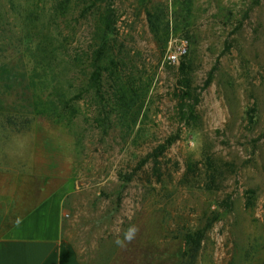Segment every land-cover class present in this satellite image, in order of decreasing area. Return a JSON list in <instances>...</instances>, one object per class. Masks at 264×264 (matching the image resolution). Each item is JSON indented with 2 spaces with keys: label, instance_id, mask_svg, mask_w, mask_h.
<instances>
[{
  "label": "rangeland",
  "instance_id": "rangeland-1",
  "mask_svg": "<svg viewBox=\"0 0 264 264\" xmlns=\"http://www.w3.org/2000/svg\"><path fill=\"white\" fill-rule=\"evenodd\" d=\"M57 1L0 0V70L15 75L7 85L0 73V208L47 177L65 186L64 237L86 264H264V0L101 2L140 95L130 133L113 115L101 123L93 92L62 120L32 115L23 17L44 23ZM82 3L68 29L50 19L79 58L98 39L99 14L81 16ZM182 39L188 52L171 64Z\"/></svg>",
  "mask_w": 264,
  "mask_h": 264
},
{
  "label": "trees",
  "instance_id": "trees-1",
  "mask_svg": "<svg viewBox=\"0 0 264 264\" xmlns=\"http://www.w3.org/2000/svg\"><path fill=\"white\" fill-rule=\"evenodd\" d=\"M82 1L81 16L88 15L95 9L99 14V19L97 21V42L90 45L81 58L77 54L75 56L67 55V44L56 43L54 40L56 35L51 31L52 22L50 20L58 18L60 23H66L65 27L68 29L72 20L76 21L74 10L79 7L80 0H58L52 5L51 18L44 23L37 21L38 18L34 11H26L23 17L26 29L22 31L19 42H22L24 47L26 46L24 49L28 52L27 58L31 68L22 79L26 81V87L31 96V113L34 117L48 116L51 121L62 120L71 110L74 111L73 107L76 101L93 92L91 99L99 108L98 114L101 123L107 121L111 125L113 121H111L110 115H113L115 122H118L130 133L132 124L135 123L133 105L140 95L135 90V82H131L130 76L124 78L126 62L122 58V48L115 47L113 42H110V36L114 31L115 11L109 5H105L103 11H99L100 3L103 4L105 0ZM147 16L151 18L149 13ZM62 37L66 42L69 35L66 34ZM58 63L61 69H58ZM186 68L187 65L184 63L179 68L182 74L179 83L188 92ZM0 73L2 79L5 78L7 85L13 77L15 78V75L10 76L9 72L5 70H0ZM79 73H82L83 80L77 84L74 75ZM210 79L211 77L206 85ZM63 85L66 86V89ZM183 95L180 99L181 103L190 97L188 93H183ZM185 106L180 105L182 117L185 120L187 118L194 119L192 107H188L189 110H184ZM164 148V146H159L156 153L161 152ZM186 243L188 246H190L189 243H192L190 251L194 256L198 250V240H193L188 235Z\"/></svg>",
  "mask_w": 264,
  "mask_h": 264
},
{
  "label": "crops",
  "instance_id": "crops-1",
  "mask_svg": "<svg viewBox=\"0 0 264 264\" xmlns=\"http://www.w3.org/2000/svg\"><path fill=\"white\" fill-rule=\"evenodd\" d=\"M50 180L32 184L21 204L0 208V264H86L64 237L65 186Z\"/></svg>",
  "mask_w": 264,
  "mask_h": 264
},
{
  "label": "built area",
  "instance_id": "built-area-1",
  "mask_svg": "<svg viewBox=\"0 0 264 264\" xmlns=\"http://www.w3.org/2000/svg\"><path fill=\"white\" fill-rule=\"evenodd\" d=\"M188 48H189V44L188 41L185 39H182L177 46L175 47L174 50H170L167 55H166V59L169 63L171 64H176L178 63V61L186 56L187 52H188Z\"/></svg>",
  "mask_w": 264,
  "mask_h": 264
},
{
  "label": "clouds",
  "instance_id": "clouds-1",
  "mask_svg": "<svg viewBox=\"0 0 264 264\" xmlns=\"http://www.w3.org/2000/svg\"><path fill=\"white\" fill-rule=\"evenodd\" d=\"M134 232H135V228H130V229L128 230V233H127V235H126V238H127L128 240H130V239L132 238ZM117 243L119 244V243H121V241L117 240Z\"/></svg>",
  "mask_w": 264,
  "mask_h": 264
}]
</instances>
